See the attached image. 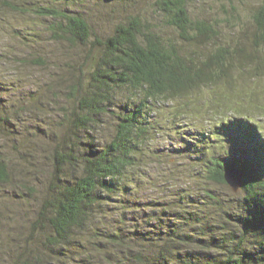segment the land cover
<instances>
[{
    "label": "rangeland",
    "instance_id": "rangeland-1",
    "mask_svg": "<svg viewBox=\"0 0 264 264\" xmlns=\"http://www.w3.org/2000/svg\"><path fill=\"white\" fill-rule=\"evenodd\" d=\"M157 1L0 0V153L8 157L13 177L11 184H0V264H117L123 250L132 256L130 250L147 249L151 244L156 253L165 244L171 260L176 261V253L192 249L186 233H206L209 246L218 245L204 250L194 245V254L203 261L225 254L221 248L224 235L238 231L237 220L247 211V192L209 181L207 162L217 154L226 162L241 160L239 150L251 145L240 130L239 137L232 132L217 141L205 134L203 140L205 129L216 130L218 119L214 117L221 114L209 110L206 103H188V110L173 106L184 103H168L148 109L152 125L162 127L142 143L126 184L94 208L90 225L75 236L77 244L64 248L66 255L38 260L47 257L43 251L48 248L35 223L52 177L54 149L67 146V151L78 142L66 119V112L74 106L68 93L90 45L52 40L49 26L53 18L35 10L45 6L81 13L92 27L93 38L104 39L119 23L141 16L158 26L162 36L180 42L156 12ZM261 4L262 0H195L188 6L193 16L218 20L223 42H238L251 51L253 13ZM34 59L44 64H34ZM247 85L259 92L255 100L260 103H253L251 115L261 121L255 126L264 133V93L259 89H264V76L247 79ZM128 94H118L114 105L137 103L138 99L128 100ZM117 109L86 132L85 141L97 146L109 143ZM262 134L258 140L264 143ZM24 156L37 170L27 167ZM258 168L264 174V160ZM89 229L97 236L92 238ZM112 233L120 237L115 241H121L110 239ZM253 244L247 242L251 250ZM232 245L226 250H233ZM258 264H264V257Z\"/></svg>",
    "mask_w": 264,
    "mask_h": 264
},
{
    "label": "trees",
    "instance_id": "trees-1",
    "mask_svg": "<svg viewBox=\"0 0 264 264\" xmlns=\"http://www.w3.org/2000/svg\"><path fill=\"white\" fill-rule=\"evenodd\" d=\"M192 1L195 0L156 3V12L178 34L180 42L165 38L158 26L141 16L119 23L114 33L104 39L97 35L93 38L92 27L81 13L45 6L35 10L39 15L53 18L49 26L52 40L90 45L68 93L74 106L66 112V119L78 142L67 151V146L54 149L52 177L48 191L42 195L35 223L48 248V252L43 251L47 257L38 260L46 262L48 255H66L64 248L77 244L74 242L79 239L76 241L75 236L90 225L94 208L126 184L129 168L133 167L136 154L142 151V143L162 127L152 125L148 109L163 108L168 103H184L173 106L185 110L191 109L188 103H206L209 110L221 114L220 118L214 117L218 119L216 130L205 129L203 140L205 134L217 141L232 132L239 137V130L246 134L245 140L251 147L239 150L243 159L226 162L217 154L207 162L206 175L213 183L227 184L224 177L227 168L243 171L246 215H240L241 219L237 220L238 231L224 235L221 248L226 255L218 259L203 261L194 254V245L203 250L218 246L215 243L209 246L206 233H186L184 237L189 238L192 249L184 254L176 253L179 257L176 261L171 260L172 253L165 244L157 253L152 251L155 245L151 244L147 249L130 250L134 259L123 250L117 264H258L264 257L261 254L264 253V174L256 169L264 160V143L258 140L263 129L256 127L261 121L251 115L253 103H260V99L255 100L259 92L247 85V79L264 76V0L253 13L251 51L240 47L238 42L233 45L223 42L218 20L193 16L188 6ZM33 63L44 64V61L34 59ZM259 89L264 93L263 88ZM127 92L128 100L138 99L137 103L114 105L117 95ZM115 108H118L114 115L116 126L110 142L97 146L85 141L86 132L99 125L105 114L115 112ZM262 137L264 140V133ZM22 160H26L25 156ZM26 163L37 170L34 162L26 160ZM12 182L10 161L0 153V184ZM89 230L92 238L97 236ZM117 236L112 233L108 237L115 241L120 238ZM247 242L255 243L254 250ZM231 243L233 250H226Z\"/></svg>",
    "mask_w": 264,
    "mask_h": 264
},
{
    "label": "water",
    "instance_id": "water-1",
    "mask_svg": "<svg viewBox=\"0 0 264 264\" xmlns=\"http://www.w3.org/2000/svg\"><path fill=\"white\" fill-rule=\"evenodd\" d=\"M243 171L229 167L225 170V180L234 191H238L243 185Z\"/></svg>",
    "mask_w": 264,
    "mask_h": 264
}]
</instances>
